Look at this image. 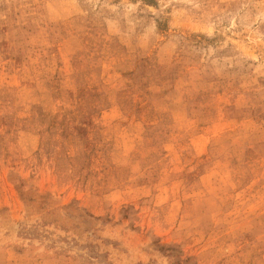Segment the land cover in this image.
<instances>
[{
    "label": "rangeland",
    "instance_id": "374dc122",
    "mask_svg": "<svg viewBox=\"0 0 264 264\" xmlns=\"http://www.w3.org/2000/svg\"><path fill=\"white\" fill-rule=\"evenodd\" d=\"M0 264H264V0H0Z\"/></svg>",
    "mask_w": 264,
    "mask_h": 264
}]
</instances>
